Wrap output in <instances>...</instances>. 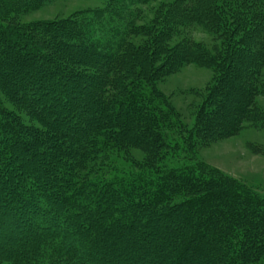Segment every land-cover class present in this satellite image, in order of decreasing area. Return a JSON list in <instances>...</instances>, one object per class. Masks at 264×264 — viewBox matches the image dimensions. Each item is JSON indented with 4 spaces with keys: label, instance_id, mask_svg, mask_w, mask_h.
I'll return each instance as SVG.
<instances>
[{
    "label": "trees",
    "instance_id": "obj_1",
    "mask_svg": "<svg viewBox=\"0 0 264 264\" xmlns=\"http://www.w3.org/2000/svg\"><path fill=\"white\" fill-rule=\"evenodd\" d=\"M48 1L0 0V264H264V196L193 156L264 128V0L20 20ZM186 64L213 74L190 128L157 89Z\"/></svg>",
    "mask_w": 264,
    "mask_h": 264
},
{
    "label": "rangeland",
    "instance_id": "obj_2",
    "mask_svg": "<svg viewBox=\"0 0 264 264\" xmlns=\"http://www.w3.org/2000/svg\"><path fill=\"white\" fill-rule=\"evenodd\" d=\"M171 1L173 0H148L145 4L133 5L129 9L136 10L138 13L136 24H147L161 4ZM106 5L105 0H49L37 10L21 16L20 20L41 24L56 23L71 19L85 11L104 9ZM188 34L205 46H211L209 35L202 30L191 29ZM179 38V36L173 37L171 43ZM142 40L140 37L132 38L135 44ZM262 75L264 79V66ZM212 78L213 74L209 69L186 64L161 78L157 83V89L173 107L182 123L190 128L194 123L195 113L207 93V88L211 85ZM258 105L264 112V98H258ZM8 107L15 109L9 104ZM17 112L21 121L27 126H39L37 121L31 117L28 118L26 113ZM132 153L139 156L137 151L133 150ZM193 156L196 161L216 169L222 175L264 196V128L246 125L233 135L215 137L204 143L199 142L194 148ZM185 160L183 162H186ZM115 163L122 164L119 160Z\"/></svg>",
    "mask_w": 264,
    "mask_h": 264
}]
</instances>
